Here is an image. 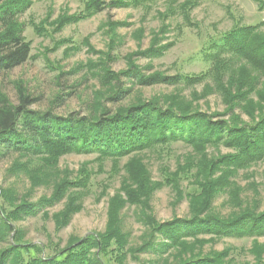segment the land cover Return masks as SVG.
Wrapping results in <instances>:
<instances>
[{"label": "rangeland", "instance_id": "obj_1", "mask_svg": "<svg viewBox=\"0 0 264 264\" xmlns=\"http://www.w3.org/2000/svg\"><path fill=\"white\" fill-rule=\"evenodd\" d=\"M5 1L0 0V4ZM29 1L30 6L17 19L30 46L29 57L0 74V92L14 105L18 104V94L22 91L36 100L30 109L52 110L59 115L95 116L102 109L114 112L140 100H156L162 105L175 102L184 110L205 112L214 120L233 119L238 124L250 123L264 115V103L261 102L260 109L248 113L235 102L230 108L232 102L223 93L224 88L233 94L237 92L235 85H229L234 76L249 78L254 83L249 97L257 102V92H264V71H257L231 51L218 50L216 45H221L222 36L235 26L257 25L259 33L264 35V8H260L257 0H147L136 6H106L89 17L64 24L67 16L84 10L86 0ZM163 46L161 55L138 54L150 47ZM215 56L221 57V64H228L231 69L222 68L221 74L216 73ZM131 62L143 75L158 72L193 78L181 77L178 84L139 85L120 76V87H132V91L115 102L108 100L113 85L105 84L100 78V67L119 73L126 71ZM231 151L222 144L197 150L178 138L118 160L102 158L95 152H70L52 165L41 157L8 154L0 160V210H13L11 197L14 205L22 201L38 204L40 199L49 198L62 180L76 184L70 185L69 195L81 198V209L59 228L53 215L63 209L67 195L59 202L38 207L34 214L13 221L14 229L0 240V249L13 241L17 230L20 244L41 248L40 252L33 248L29 253L23 251L25 257H52L74 241L103 232L111 198L124 197L121 186L128 179L125 166L131 160L140 161L149 180L157 185L143 211L159 223L190 217L195 203L201 199L195 195L200 193L202 185L210 182L218 186L209 213L228 219L242 210L263 211L264 159L233 174L217 170L205 175L203 164L207 159ZM223 174L228 177L227 184L221 179ZM139 209L140 205L125 203L120 211L130 249L141 245L147 232V226L138 218ZM186 242L187 247L182 251L165 250L160 254L147 251L134 255L130 252L124 264H167L185 252L187 256L195 253L205 257L224 252L223 260L229 264L264 261V235L204 233L187 237Z\"/></svg>", "mask_w": 264, "mask_h": 264}, {"label": "trees", "instance_id": "obj_2", "mask_svg": "<svg viewBox=\"0 0 264 264\" xmlns=\"http://www.w3.org/2000/svg\"><path fill=\"white\" fill-rule=\"evenodd\" d=\"M146 1L86 0L84 10L67 16L62 24L89 17L106 6H136ZM257 1L263 9L264 0ZM29 6V0H6L0 4V74L22 64L29 57L30 46L22 36L23 25L17 20ZM186 17L188 18L187 13ZM216 45L218 50L231 51L234 56L243 58L257 71H264V35L259 33L257 25L235 26L222 36L221 45ZM164 49L165 46L150 47L138 54L152 57L161 55ZM220 58L215 56L213 62L216 73H220L222 68L230 70L228 64H221ZM100 69L102 72L99 74L103 82L113 85L108 96V100L113 102L132 91V87H120V76L132 84L139 85L178 84L181 77L186 80L193 78L185 75L168 76L158 72L143 75L132 62L126 71L119 73L105 66ZM248 79L234 76L230 80L229 85H235L237 89L235 94L224 88L226 90L223 93H226L232 102L230 108L234 107V102L248 113L261 108L264 103V92L263 90L257 92V102L251 99L249 93L253 90L254 83ZM35 101L20 91L18 104L14 105L0 92V160L8 154L17 153L27 157H41L53 165L61 155L70 152H95L102 158L118 160L132 153L168 144L178 138L197 150L207 145L220 144L232 150L216 159H207L203 164L206 176L217 170L233 174L239 168H246L264 159V115L250 123L238 124L236 121L233 122V119L214 120L213 116L205 112L184 110L175 102L162 105L156 100H140L114 112L102 109L95 116L76 113L59 115L52 110L30 109V105ZM125 168L128 179L121 186L124 197L116 195L111 198L107 224L103 232L92 233L74 241L52 257L46 255L25 257L23 251L29 253V249L33 248L40 252L41 248L37 245L20 244L21 235L16 230L12 236L13 241L6 248L0 249V264H113V262L124 264L130 252L134 255L135 252L152 251L160 254L165 250L167 253L173 250L182 251L187 247V237H196L198 234L264 235V210L261 212L253 209L242 210L228 219L209 213L211 199L218 186L213 182L202 185L200 193L195 195L201 199L194 207L192 206L194 213L190 217L173 218L159 223L151 215L146 214L145 210L143 211L144 207L148 206V199L157 185L149 180L140 161L131 160ZM221 177L226 184L229 182L227 175L223 174ZM218 181L219 179L215 182ZM71 184L72 181L62 180L55 185L51 196L40 199L38 204L22 201L14 205L11 197L10 204L14 206L13 210L9 212L0 210V240L13 231V221L23 215L34 214L38 207L59 202L65 195L66 204L53 215V220L59 228L67 224L71 215L81 209V198L69 195ZM172 185L179 191L177 185ZM125 203L140 205L138 218L147 226L143 243L135 249L128 247L129 236L122 227L120 211ZM91 248L98 251H91ZM185 254L186 252L178 255L174 258L175 261L167 264H229L223 260L224 252L207 257L195 253L188 256ZM257 257L259 258V254ZM255 264H264V261L258 259Z\"/></svg>", "mask_w": 264, "mask_h": 264}]
</instances>
